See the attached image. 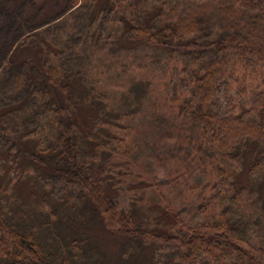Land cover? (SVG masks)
<instances>
[{
    "label": "rangeland",
    "instance_id": "rangeland-1",
    "mask_svg": "<svg viewBox=\"0 0 264 264\" xmlns=\"http://www.w3.org/2000/svg\"><path fill=\"white\" fill-rule=\"evenodd\" d=\"M93 1L115 6L92 14V35L85 0L75 7L71 0H0V217L35 239L54 264H180L174 235L189 227L216 234L219 215L216 154L193 114L194 101L206 93L188 84L190 76L166 49L122 41V23L148 24L143 11L154 6L150 0ZM131 47L135 54L127 52ZM257 82L241 68L226 72L208 93L210 109L241 114L246 84ZM49 84L60 85L69 115L74 110L79 160L117 214L139 221L142 234L93 213L77 182L32 160L57 112ZM89 129L95 141L82 146ZM247 143L246 169L259 150ZM257 229L240 244L253 254L264 248V216Z\"/></svg>",
    "mask_w": 264,
    "mask_h": 264
},
{
    "label": "trees",
    "instance_id": "trees-1",
    "mask_svg": "<svg viewBox=\"0 0 264 264\" xmlns=\"http://www.w3.org/2000/svg\"><path fill=\"white\" fill-rule=\"evenodd\" d=\"M150 1L154 5L152 9L143 11L148 24L132 25L131 20L122 23L120 31L127 35V38L121 35L122 41L126 44L148 43L166 49L168 59L183 65L180 71L190 76L188 84L202 95L206 93L194 101L193 114L206 139L205 145L216 154L217 162L214 168L219 194V215L214 225L216 234L205 235L196 230L198 227H189L187 231H192L189 235L187 231L179 230L174 235L178 248L177 262L264 264L261 262L263 247L252 248L257 251L253 254L240 245L248 244L264 216V0ZM71 2L75 7L83 0ZM85 3L88 5L85 18L89 22L86 33L92 34L89 30L91 21H95L92 14L95 12L98 17L100 10L105 7L112 10L115 4L107 1L96 4L93 0H85ZM200 31L213 35L207 34L204 38ZM134 50L131 47L127 52L135 54ZM174 54L177 58H171ZM240 68L259 78L256 84H246L248 108L239 115H219L210 109L208 93L212 92L217 79ZM49 85L57 97V112L50 114L44 128L47 143L39 149L36 144L32 154L35 159L27 155L71 183L77 182L93 202V213L106 214L111 220L116 218L114 221L123 223L122 229L129 222L137 234H142L139 221L136 222L132 216L117 214L102 183L92 180L87 165L79 160L78 136L72 118L74 110L70 106L69 115L60 85ZM51 115L53 120L50 122ZM96 125L97 129L102 126L99 122ZM91 133V129L82 133L80 145L95 141L96 136ZM247 142L256 143L259 149L248 169L244 168ZM101 146L98 143L96 148L101 149ZM242 171L246 176H242ZM48 225L50 223L47 222L45 227ZM14 227L0 217V264H54L43 254L35 239ZM207 255L212 256L213 261L205 259Z\"/></svg>",
    "mask_w": 264,
    "mask_h": 264
}]
</instances>
